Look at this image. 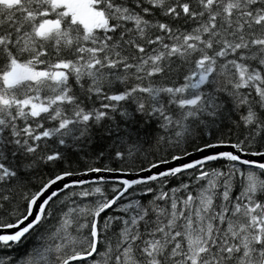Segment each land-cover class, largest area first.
I'll return each instance as SVG.
<instances>
[{"label":"snow or ice","instance_id":"obj_1","mask_svg":"<svg viewBox=\"0 0 264 264\" xmlns=\"http://www.w3.org/2000/svg\"><path fill=\"white\" fill-rule=\"evenodd\" d=\"M0 264H264V0H0Z\"/></svg>","mask_w":264,"mask_h":264}]
</instances>
